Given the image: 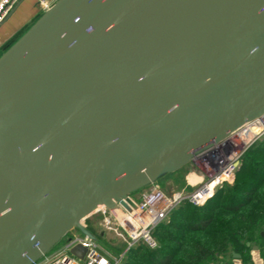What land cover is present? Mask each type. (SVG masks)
<instances>
[{
	"label": "water",
	"instance_id": "95a60500",
	"mask_svg": "<svg viewBox=\"0 0 264 264\" xmlns=\"http://www.w3.org/2000/svg\"><path fill=\"white\" fill-rule=\"evenodd\" d=\"M263 114L264 0L76 4L0 70V264H33L74 228L92 235L101 206Z\"/></svg>",
	"mask_w": 264,
	"mask_h": 264
},
{
	"label": "trees",
	"instance_id": "16d2710c",
	"mask_svg": "<svg viewBox=\"0 0 264 264\" xmlns=\"http://www.w3.org/2000/svg\"><path fill=\"white\" fill-rule=\"evenodd\" d=\"M263 231L264 136L244 154L233 183L223 184L202 205L176 208L154 231L158 247L138 243L123 264H225L235 254L248 263V243Z\"/></svg>",
	"mask_w": 264,
	"mask_h": 264
},
{
	"label": "built area",
	"instance_id": "2783aa9c",
	"mask_svg": "<svg viewBox=\"0 0 264 264\" xmlns=\"http://www.w3.org/2000/svg\"><path fill=\"white\" fill-rule=\"evenodd\" d=\"M20 0H0V25L5 21ZM44 4V0H41ZM263 126L262 130L252 139L242 142L239 136L248 125L246 124L229 138L203 151L197 157V165L207 175L208 179L192 192H166L158 183L153 182L149 188L141 189L116 201L112 206H101L89 217L100 213L101 219L97 225L100 228L114 233L125 243L123 251L117 256L105 252L103 255L98 250V236L84 226L92 235L85 234L77 229L72 233L66 250L81 244L87 248L84 258H79L71 253L64 252L56 257L46 258L33 264H123L127 252L137 245L144 243L152 249L158 247L154 231L162 222L168 220L171 213L185 203L202 205L212 197L216 190L225 183H233L236 173L242 164V158L248 149L262 136H264V114L259 117ZM237 139V140H236ZM69 234V233H68ZM67 234V235H68Z\"/></svg>",
	"mask_w": 264,
	"mask_h": 264
},
{
	"label": "rangeland",
	"instance_id": "374dc122",
	"mask_svg": "<svg viewBox=\"0 0 264 264\" xmlns=\"http://www.w3.org/2000/svg\"><path fill=\"white\" fill-rule=\"evenodd\" d=\"M50 8V7H49ZM47 8L46 10H48ZM208 179L207 175L200 169L197 163L190 161L186 165L180 167L179 169L169 172L166 174H162L156 181L166 192L174 193V192H192L199 188L206 180ZM149 186H146L143 189H147ZM101 214H95L89 217L86 221L87 227L95 230L97 234H99V242H98V250L106 255L105 252L109 253L111 256H117L121 251H123L125 247V243L119 239L114 233L106 231L105 234L100 236V232L104 229L100 228L98 222L101 219ZM95 225V226H94ZM77 229H72L68 235H66L56 246L41 260L44 261L46 258L56 257L61 253L68 252L70 250H66L69 239L71 238L72 233H76ZM107 256V255H106ZM227 261L225 264H229Z\"/></svg>",
	"mask_w": 264,
	"mask_h": 264
},
{
	"label": "crops",
	"instance_id": "0c3cea01",
	"mask_svg": "<svg viewBox=\"0 0 264 264\" xmlns=\"http://www.w3.org/2000/svg\"><path fill=\"white\" fill-rule=\"evenodd\" d=\"M58 0H20L5 21L0 25V58L7 50L6 45L14 44L19 40L44 14L47 8L53 6ZM95 226V225H94ZM91 229V228H90ZM99 238V234L91 229ZM105 230L100 232V236ZM262 235V232H261ZM251 261L245 263L240 256H234L229 264H264V236L250 243Z\"/></svg>",
	"mask_w": 264,
	"mask_h": 264
},
{
	"label": "bare ground",
	"instance_id": "6f19581e",
	"mask_svg": "<svg viewBox=\"0 0 264 264\" xmlns=\"http://www.w3.org/2000/svg\"><path fill=\"white\" fill-rule=\"evenodd\" d=\"M87 1L88 0H68V2L63 3L57 10L50 11V13L47 14V16H45V18H43V20L40 21V23L24 37V39L4 57L2 62H0V70L6 61L18 60L25 53H27L28 49L33 44H35L42 36L49 32V30L53 26L59 24L61 19L66 14H69L74 8H76V4H83ZM262 128L263 126L259 118L253 120L250 125H248L242 132H240L239 136L242 138V142H246L252 139L262 130ZM156 173H158L157 170L145 172L135 181H133L129 187H136L145 183Z\"/></svg>",
	"mask_w": 264,
	"mask_h": 264
}]
</instances>
